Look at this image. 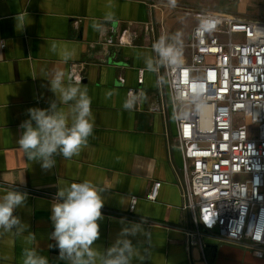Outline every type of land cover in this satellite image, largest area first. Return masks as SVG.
Returning a JSON list of instances; mask_svg holds the SVG:
<instances>
[{
    "label": "crops",
    "instance_id": "obj_1",
    "mask_svg": "<svg viewBox=\"0 0 264 264\" xmlns=\"http://www.w3.org/2000/svg\"><path fill=\"white\" fill-rule=\"evenodd\" d=\"M150 2L0 0V195L13 187L28 193L25 206L14 212L28 228L20 235L15 228L0 230V264H23L24 249L32 247L47 256L50 264H67L57 259L58 249L49 248L55 245L49 238L54 230L51 205L58 187L83 180L107 188L102 194L104 220L97 246L114 243L121 218L144 221L147 235L129 238L146 259L133 264H264V257H257L251 247L218 242L208 234L203 237V251L185 247L183 230L190 225V215L181 193L182 160L175 142L173 108L167 85H156L163 76L147 72L143 61L155 55L151 52L154 41L145 31L148 22L157 28L155 40L162 31L164 35L179 31L184 43L196 19L169 18L170 7L150 9ZM19 14L22 31L16 30ZM108 15L115 23L105 22ZM94 21L104 23L103 33L92 28ZM126 29H135L138 36L131 45H118ZM54 71L80 77L87 87L95 135L78 155L58 156L56 166L44 171L39 163L25 158L16 142L22 131L19 125L28 119L26 110L46 108L55 98L44 79ZM130 89L147 94L146 102L132 111L123 108ZM159 98H163L164 112L152 110ZM153 181L161 185L157 199L150 201L145 195ZM132 196L137 202L131 211Z\"/></svg>",
    "mask_w": 264,
    "mask_h": 264
},
{
    "label": "built area",
    "instance_id": "obj_2",
    "mask_svg": "<svg viewBox=\"0 0 264 264\" xmlns=\"http://www.w3.org/2000/svg\"><path fill=\"white\" fill-rule=\"evenodd\" d=\"M204 15L217 26L200 39L195 33ZM193 17L182 67L157 72L166 81L181 153V193L190 215L185 247L203 251L208 234L264 257V22L218 12H194ZM145 31L155 41L153 21ZM137 36L135 29H126L118 45H131ZM190 77L203 81L206 111H197L189 98ZM164 107L159 98L152 110L164 112ZM160 185L153 181L145 198L155 201ZM131 198L132 211L137 197Z\"/></svg>",
    "mask_w": 264,
    "mask_h": 264
},
{
    "label": "clouds",
    "instance_id": "obj_3",
    "mask_svg": "<svg viewBox=\"0 0 264 264\" xmlns=\"http://www.w3.org/2000/svg\"><path fill=\"white\" fill-rule=\"evenodd\" d=\"M169 3L174 7L176 0H169ZM104 20L115 23L112 15L106 16ZM16 21V30L22 31L24 24L20 14ZM216 26V19L204 15L199 18L195 34L202 39L206 33L213 32ZM92 28L100 33L105 31V25L101 22L94 21ZM2 44L0 42V46ZM151 52L155 55H148L143 61L147 72H158L161 67H182V33L177 31L171 35H161L152 43ZM44 79L55 98L48 102L46 108L31 107L26 110L28 119L19 125L22 131L16 143L28 161L39 163L42 170L50 171L56 166V157L70 159L87 146L89 137L95 135V117L91 108L92 98L79 78L73 74L66 75L63 71H54L49 74V78ZM165 84L163 78L156 81L157 87ZM202 85V80L190 77L189 98L197 111H206L208 107L204 92L201 91ZM112 95L111 91L107 93L108 97ZM146 100L145 91L130 90L123 108L132 111ZM106 189L90 180L58 187L50 215L54 230L49 234V238L55 241V245H49V248L58 249V260L66 261L67 264H133L134 260L143 262L146 259L129 238L138 234L147 235L143 228L144 221L130 222L121 218L119 222L122 227L114 243L107 248L96 245L101 234L100 222L104 220L101 209L105 204L102 194ZM27 198V192L14 187L0 195V230L10 232L15 228L16 234L20 235L28 228L14 215L18 208L25 206ZM31 238L35 240V235ZM22 257L23 264H50L48 257L41 255L37 247L25 248Z\"/></svg>",
    "mask_w": 264,
    "mask_h": 264
},
{
    "label": "rangeland",
    "instance_id": "obj_4",
    "mask_svg": "<svg viewBox=\"0 0 264 264\" xmlns=\"http://www.w3.org/2000/svg\"><path fill=\"white\" fill-rule=\"evenodd\" d=\"M151 2L157 4V8L170 7L169 18H194V12H218L230 14L238 19L264 22V0H180L174 7L169 0Z\"/></svg>",
    "mask_w": 264,
    "mask_h": 264
}]
</instances>
